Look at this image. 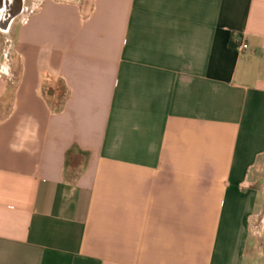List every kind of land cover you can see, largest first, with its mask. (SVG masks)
Wrapping results in <instances>:
<instances>
[{"label":"crops","instance_id":"crops-1","mask_svg":"<svg viewBox=\"0 0 264 264\" xmlns=\"http://www.w3.org/2000/svg\"><path fill=\"white\" fill-rule=\"evenodd\" d=\"M21 8L0 264H264V0Z\"/></svg>","mask_w":264,"mask_h":264},{"label":"rangeland","instance_id":"rangeland-1","mask_svg":"<svg viewBox=\"0 0 264 264\" xmlns=\"http://www.w3.org/2000/svg\"><path fill=\"white\" fill-rule=\"evenodd\" d=\"M35 3H37L39 0H34ZM18 28V25H14L11 26V30L16 31ZM9 30L5 33H0V70H3V73H0V81L3 82H12L13 80H15V74L12 73L11 71H9V73H7L8 71V67H10L11 65L13 66L14 63H12V51H11V42H10V38L12 36V31ZM12 70V69H11ZM261 178H263L264 180V161L261 164Z\"/></svg>","mask_w":264,"mask_h":264},{"label":"flooded vegetation","instance_id":"flooded-vegetation-1","mask_svg":"<svg viewBox=\"0 0 264 264\" xmlns=\"http://www.w3.org/2000/svg\"><path fill=\"white\" fill-rule=\"evenodd\" d=\"M19 7L18 0H0V33L9 31L17 17L11 22L7 30H5L6 24L18 12Z\"/></svg>","mask_w":264,"mask_h":264},{"label":"water","instance_id":"water-1","mask_svg":"<svg viewBox=\"0 0 264 264\" xmlns=\"http://www.w3.org/2000/svg\"><path fill=\"white\" fill-rule=\"evenodd\" d=\"M18 2H19V5H20V7H19V9H18V12L9 20V22L6 24V28H5V30H7L8 29V27L10 26V24H11V22L21 13V10H22V8H21V3H22V0H18Z\"/></svg>","mask_w":264,"mask_h":264},{"label":"built area","instance_id":"built-area-1","mask_svg":"<svg viewBox=\"0 0 264 264\" xmlns=\"http://www.w3.org/2000/svg\"><path fill=\"white\" fill-rule=\"evenodd\" d=\"M247 49V45L244 42H238V45L236 46V50L241 52Z\"/></svg>","mask_w":264,"mask_h":264}]
</instances>
